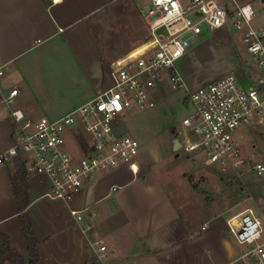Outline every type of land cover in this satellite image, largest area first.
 I'll use <instances>...</instances> for the list:
<instances>
[{
    "label": "crops",
    "instance_id": "obj_1",
    "mask_svg": "<svg viewBox=\"0 0 264 264\" xmlns=\"http://www.w3.org/2000/svg\"><path fill=\"white\" fill-rule=\"evenodd\" d=\"M111 2L0 0V156L13 143L12 109L33 120H57L112 86L110 63L138 44L119 49L112 33L94 30ZM197 38L175 65L188 90L235 71L242 55L240 43L227 37L216 55L223 71L189 86L188 79L198 77L193 65L203 52ZM13 89L17 95L7 105L3 100ZM153 164L139 155L136 175L126 165L99 175L69 203L45 197L46 176L26 173L29 204L23 213L37 264H229L240 250L228 232V218L206 215L201 207L190 214L183 197L176 199L175 189L155 176ZM13 170V160L0 165V234L28 264ZM71 211H81L82 219Z\"/></svg>",
    "mask_w": 264,
    "mask_h": 264
},
{
    "label": "built area",
    "instance_id": "obj_2",
    "mask_svg": "<svg viewBox=\"0 0 264 264\" xmlns=\"http://www.w3.org/2000/svg\"><path fill=\"white\" fill-rule=\"evenodd\" d=\"M147 1V38L110 63V88L57 120H33L20 110L10 111L13 143L0 156V165L21 158L27 174L49 179L45 197L69 203L92 179L125 165L136 175L140 145L123 131L124 121L134 109L154 108L164 87L185 91L186 114L171 130L173 152L222 169L244 164L241 133L264 119V27L253 26V8L249 3L229 8L219 0ZM200 26L239 36L247 57L242 68L188 90L175 65L189 51ZM16 95L17 90H11L3 102L11 105ZM65 133L66 138L75 137L72 150L66 147ZM253 169L264 174L259 163ZM81 213L71 211L78 220ZM226 223L241 248L229 264H264L263 218L245 208ZM95 245L105 251L100 242Z\"/></svg>",
    "mask_w": 264,
    "mask_h": 264
},
{
    "label": "rangeland",
    "instance_id": "obj_3",
    "mask_svg": "<svg viewBox=\"0 0 264 264\" xmlns=\"http://www.w3.org/2000/svg\"><path fill=\"white\" fill-rule=\"evenodd\" d=\"M219 1L229 8L249 3L256 14L253 26L264 27V0ZM147 6V0H112L108 13L95 24L94 30L104 35L112 33V40L119 49L133 43L140 44L147 38L143 19ZM225 30H219L216 34V31H209L205 26L197 29V43L203 45V52L198 53L193 65L198 77L188 79L189 86L223 71L219 61H216L222 43L229 36L237 42L240 40L239 36L230 35L229 30ZM238 50L242 55L238 58L237 68H242L247 54L243 47ZM184 96L185 91L165 90L154 108L132 110L124 121L123 131L138 141L140 155L152 159L155 176L161 183L175 189L176 199L183 197L181 200L190 214L195 215L201 207L206 215L220 214L229 218L245 208H252L263 218L264 226V174L259 176L253 169L258 163L264 166V124H254L241 133L243 165L225 169L208 166L199 158L173 152L171 130L179 125L186 114L182 103ZM64 138L67 149L72 150L75 137L66 138L65 133Z\"/></svg>",
    "mask_w": 264,
    "mask_h": 264
},
{
    "label": "trees",
    "instance_id": "obj_4",
    "mask_svg": "<svg viewBox=\"0 0 264 264\" xmlns=\"http://www.w3.org/2000/svg\"><path fill=\"white\" fill-rule=\"evenodd\" d=\"M13 162L15 172L10 176L11 184L17 201L18 214H20L22 232L28 244V264H37V254L35 251L36 244L29 233L28 216L23 213L29 204L26 188L25 165L24 161L19 157L13 159ZM4 262H7L8 264H23V259L10 248L7 238L0 234V264H3Z\"/></svg>",
    "mask_w": 264,
    "mask_h": 264
}]
</instances>
